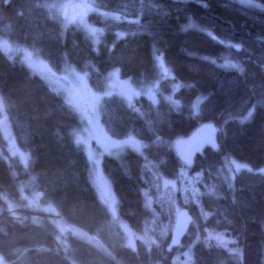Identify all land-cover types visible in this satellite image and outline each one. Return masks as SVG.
Instances as JSON below:
<instances>
[{"label": "trees", "instance_id": "1", "mask_svg": "<svg viewBox=\"0 0 264 264\" xmlns=\"http://www.w3.org/2000/svg\"><path fill=\"white\" fill-rule=\"evenodd\" d=\"M56 1L0 0V39L35 53L52 72L72 67L87 74L97 93L112 70L134 86L153 83L160 78L157 58L181 84L173 94L177 105L163 95L155 102L140 97L138 110L116 95L102 100L100 123L108 137L146 143L141 153L102 156L100 166L116 198L117 220L152 243L125 245L74 141L79 116L38 74L0 49V101L15 145L28 156L23 168L0 152L3 264H180L183 250L189 264H263L264 0H90L94 9L86 20L102 31L95 44L83 28L63 24L51 8ZM206 122L218 128V147L185 167L172 143ZM148 161L167 179L184 170L195 186L191 194L184 186L188 199L181 205L192 223L169 253V213L158 196L151 206L144 196L157 193ZM227 161L244 167L230 177ZM34 193L97 244L60 233L53 218L27 208L23 196Z\"/></svg>", "mask_w": 264, "mask_h": 264}, {"label": "rangeland", "instance_id": "2", "mask_svg": "<svg viewBox=\"0 0 264 264\" xmlns=\"http://www.w3.org/2000/svg\"><path fill=\"white\" fill-rule=\"evenodd\" d=\"M239 1L246 4H254L250 0ZM51 8L61 19L63 24L79 26L90 36L93 44L98 41L99 36L102 33L101 29L89 24L86 20L87 14L92 12L94 9L90 0H58L51 5ZM0 49L6 55L17 58L33 73L38 74L51 89L59 92L65 102L77 113L80 118V126L74 131L73 137L75 143L81 147L88 158L90 181L101 203L106 206L107 209L108 205L111 204L116 210V198L109 181L105 178L101 170V157H116L125 149L141 153L142 148L146 145V143L138 141L132 137H127L122 140H114L108 137L100 123L102 100L108 96L116 95L127 100V103L132 109L138 110L135 102L138 101L140 97H143L148 101L155 102L157 98L163 95L166 100L174 105H177L178 103L173 98V94L181 87V84L172 79L166 66L162 63L160 58H157V67L160 78L153 83L142 86H134L129 79L120 78L117 71L112 70L106 74L104 89L97 93L90 89L87 74L80 73L72 67L63 68L60 73L52 72L38 55L3 39H0ZM221 65L224 67L234 66L230 61H224ZM163 71H166L165 75H163ZM165 85L168 87V93H164L163 91V86ZM135 91L138 92V99L134 98ZM128 98H130V100H128ZM197 103L198 101L196 100L192 105L193 114L197 113ZM0 140V152L4 155V157L7 159L14 158L23 168L26 167L28 156L24 151L17 148L14 143L1 101ZM147 164L150 167L152 166V173L154 175L155 184L157 185V193L153 195L146 190V192H144L145 200L146 203L151 206L154 202V197L158 196L160 203L165 205V208L169 213L167 224V231L169 235L178 210L183 208L181 205L186 203V198L188 199V197L185 198L184 186L190 190V194L195 189V186L184 170H182L178 179L173 180L160 175L151 162L148 161ZM243 167V165L234 161H227L225 163V170L228 172L230 177ZM259 171L264 172V168ZM23 199L27 208L31 209L33 212L38 211L42 214L48 215L51 219L53 218V223L60 233L70 231V233L89 243L97 244V242L86 233L76 228L67 226L63 221L57 218L55 216L56 213L54 209L50 205L41 202L40 194L34 193L30 196H23ZM8 206L9 209L15 213L13 210L15 207L11 203H9ZM113 220H117V218ZM116 224L125 236L126 246L133 248L135 243L138 241L146 244L147 246L151 245L152 240L149 235L134 232L121 220H117ZM196 236L198 237V234H196ZM212 239L224 246L226 244V240L218 235H213ZM179 256L180 264H189V256L186 251H181ZM0 264H3L1 258Z\"/></svg>", "mask_w": 264, "mask_h": 264}, {"label": "water", "instance_id": "3", "mask_svg": "<svg viewBox=\"0 0 264 264\" xmlns=\"http://www.w3.org/2000/svg\"><path fill=\"white\" fill-rule=\"evenodd\" d=\"M165 74L166 71H163V75ZM134 98H139L137 91L134 92ZM128 100H130V98H128ZM217 134L218 128L214 123H202L196 126L186 137L177 138L173 141V153L182 165L189 167L193 163L194 158L201 155L206 148L210 150L217 149ZM108 211L112 219L117 218V213L113 205H108ZM191 222L192 217L188 210L186 208L179 209L172 230L169 234L167 244L164 248L165 252L169 253L180 245Z\"/></svg>", "mask_w": 264, "mask_h": 264}]
</instances>
